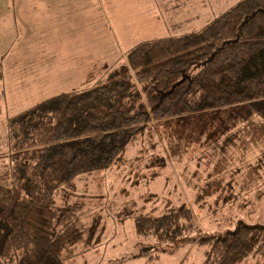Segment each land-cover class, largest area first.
Here are the masks:
<instances>
[{"label": "rangeland", "instance_id": "rangeland-1", "mask_svg": "<svg viewBox=\"0 0 264 264\" xmlns=\"http://www.w3.org/2000/svg\"><path fill=\"white\" fill-rule=\"evenodd\" d=\"M238 1L150 0L142 23L130 22L132 31L121 33L99 4L95 15L76 13L78 23L42 28L41 0H0V173L10 163V117L44 99L110 81L132 46L197 31ZM242 109L154 120L111 166L58 190L66 219L76 213L94 227L90 239L83 233L64 251H70L66 264H204L208 245L200 237L221 235L238 221L264 225V124L255 114L235 120ZM250 126L252 134L243 136ZM17 187L14 199L23 193L21 183ZM180 208L192 210L194 226L175 241L138 232L136 216ZM240 264H264V255L250 254Z\"/></svg>", "mask_w": 264, "mask_h": 264}, {"label": "trees", "instance_id": "trees-1", "mask_svg": "<svg viewBox=\"0 0 264 264\" xmlns=\"http://www.w3.org/2000/svg\"><path fill=\"white\" fill-rule=\"evenodd\" d=\"M109 79L9 118L10 163L0 173V264H66L70 251H64L83 233L90 239L94 227L76 213L66 219L57 191L111 166L150 122L240 105L244 111H235V120L255 114L264 124V0H239L197 31L137 43ZM20 183L23 193L14 199ZM192 219L191 209L180 208L140 214L135 224L140 233L173 242L193 228ZM199 243L208 245L204 264H240L250 254L264 255V225L238 221Z\"/></svg>", "mask_w": 264, "mask_h": 264}, {"label": "crops", "instance_id": "crops-1", "mask_svg": "<svg viewBox=\"0 0 264 264\" xmlns=\"http://www.w3.org/2000/svg\"><path fill=\"white\" fill-rule=\"evenodd\" d=\"M55 1L58 8L55 7ZM89 3L91 6H88ZM98 4L100 5L99 9L104 12L106 17L109 16L112 19L110 20L111 27L113 28V25H115L121 33L132 31L127 28L130 22L142 23L147 10H149V7L151 8L150 0H138L136 2L133 0H41V26L44 28L46 25L54 24H60L63 27L73 25L75 20L77 23L80 21L79 17H75L76 13L81 15V10L84 13L92 10L91 15H95ZM75 9H79V11ZM91 15L89 18H91ZM130 19L132 20L130 21ZM88 23L90 24V21L85 20V24Z\"/></svg>", "mask_w": 264, "mask_h": 264}]
</instances>
